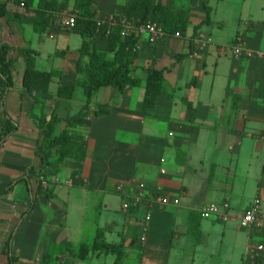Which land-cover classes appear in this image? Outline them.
I'll use <instances>...</instances> for the list:
<instances>
[{
	"label": "crops",
	"instance_id": "0c3cea01",
	"mask_svg": "<svg viewBox=\"0 0 264 264\" xmlns=\"http://www.w3.org/2000/svg\"><path fill=\"white\" fill-rule=\"evenodd\" d=\"M207 1L211 22L196 32L195 26L207 19L204 0L187 2L191 12L185 34L158 40L139 36L131 71L139 84L123 91L101 87L93 94L89 114L68 125L66 119L79 114L86 95L80 84L72 99L59 98L57 90L83 80L77 71L86 59L80 51L82 35L64 28L58 18L37 30L33 20L39 0H0L7 2L9 10L7 16H0V44L13 46L14 57V85L4 99L0 86V133L8 117L17 123L16 130L0 143V190L29 167L41 166L39 125L51 118L53 110L61 117L55 133L67 130L86 145L84 159L67 156L60 162L55 148L44 174L36 173L30 181L21 180L0 194V264H9V256L13 264H61L81 244L92 245L98 229H104L107 241L124 244L126 255L120 262H115L114 254H106L113 255L114 264H170L173 256H181L185 244L194 245L196 251L208 243L207 234L215 225L206 219L225 224L220 237L228 233L231 243L239 244L242 264L248 246L264 242V226L251 235L247 229L244 235L241 227L242 216L256 199L264 222V159L259 181L248 197L238 204L235 192L242 164L245 172L255 153L264 157V0ZM75 2L59 0L62 13L75 11ZM126 3L97 0L99 19L123 14ZM227 27H231L230 37L224 38ZM199 32L211 36L205 50L196 47ZM233 42H241L253 55L237 57ZM106 47L107 40H101L99 49ZM23 48L31 50L37 70L52 74L48 92L24 86ZM179 55L183 57L178 59ZM154 68L164 71L163 93L153 106L144 108L146 80ZM97 107L105 112L91 117ZM206 149L212 154L207 175L195 165L203 162ZM79 166L81 171L76 172ZM221 166L225 187L217 188ZM42 177L48 180L47 186L41 184ZM213 187L222 193L213 202L230 203L226 221L201 212L212 203L207 196ZM140 189L145 195L142 201L125 209V201L134 200L132 194ZM169 195L178 196L180 205L167 207L156 201ZM147 211H151L150 220H146ZM194 231L200 234L199 240L195 241ZM90 255L76 264L88 262ZM185 260L194 264L195 252L190 251ZM260 261L264 263V253Z\"/></svg>",
	"mask_w": 264,
	"mask_h": 264
},
{
	"label": "trees",
	"instance_id": "16d2710c",
	"mask_svg": "<svg viewBox=\"0 0 264 264\" xmlns=\"http://www.w3.org/2000/svg\"><path fill=\"white\" fill-rule=\"evenodd\" d=\"M97 0H76L75 9L77 10L76 25L72 31L78 32L83 37L81 46L82 56L86 59L77 66L79 74L83 75V80L77 83H68L60 85L57 90V96L63 99H72L76 92L77 84H80L85 92L86 101L78 115L72 119H66L68 125H73L85 118L89 114V107L93 94L103 86L118 87L123 91L127 87H134L140 80L132 76V64L138 57L137 42L139 36L131 31L128 35H123V27L120 23L111 24L105 22L99 24L98 11L96 8ZM59 0H39L38 8L34 17V26L37 30H42L47 25L55 22L54 13L60 8ZM207 19L195 26V32L204 23L211 22V7L207 0H204ZM52 12H54L52 14ZM190 6L171 8L166 6L161 0L154 3V0H127L123 14L118 15V21L122 18L137 19L139 23L154 20L160 24L165 35L185 34L189 27ZM9 13L7 2H0V16H7ZM106 38L107 47L105 51L99 49V41ZM13 46L8 43L0 44V86L1 98L4 99L8 91L14 85L13 79ZM20 55H23L27 68L24 76V86L32 91L41 89L48 92L49 84L52 79L50 72H42L35 68L31 50L29 48L20 49ZM183 57L179 55L178 59ZM84 71H87L84 74ZM164 71L160 69H151L146 80V93L144 98V108L155 104L158 95L163 93ZM105 109H100L95 114L104 113ZM61 119L58 113L53 110L51 118L45 119L40 123V138L37 144V154L41 158V166L36 169L29 167L27 172L19 179L13 181L0 194L10 191L17 182L21 180L30 181V178L36 173L44 174V167L51 163L50 154L57 148L58 161H62L67 156H75L84 159L86 154V145L77 139L72 138L67 130L60 134L55 133L56 123ZM17 123L11 117H8L0 133V143L5 142L16 130ZM58 146V147H57ZM42 190L40 184L37 188ZM10 251L9 244L7 245ZM103 252L104 254H114L115 262H120L126 255V249L123 243H112L106 240L104 229H98L96 238L91 245L81 244L77 251L72 252V256L64 259L61 264H76L77 260H86L89 254ZM9 264H13V256H9Z\"/></svg>",
	"mask_w": 264,
	"mask_h": 264
},
{
	"label": "rangeland",
	"instance_id": "374dc122",
	"mask_svg": "<svg viewBox=\"0 0 264 264\" xmlns=\"http://www.w3.org/2000/svg\"><path fill=\"white\" fill-rule=\"evenodd\" d=\"M158 0H154V3L157 2ZM166 6L171 7V8H180V7H186L187 2L189 0H161ZM60 13V15H59ZM57 16L55 17L56 19L58 18V23H61L63 17L65 15H77V10L75 9V11H70L68 12V14H64L62 13L61 9L59 8L57 10ZM118 15L120 14H113V15H108L107 17H105L104 19H100L99 20V24H104L105 22H110L111 24H116L114 22L111 21L110 17L114 16L116 19L118 17ZM137 20V19H136ZM158 22H160V26L163 25V23L161 21L158 20ZM162 27V26H161ZM231 27H227L226 30L224 31L225 37L227 38L229 35V30ZM163 30V29H162ZM164 31V30H163ZM166 36V35H164ZM164 36H162L161 38H163ZM230 37V36H229ZM159 38V39H161ZM106 39V38H101V40ZM101 40L99 41V43L101 42ZM237 42H233L231 46L236 45ZM99 45V44H98ZM230 46V44H229ZM250 52V51H249ZM253 52V51H251ZM252 56L253 54H247L246 52H243L242 54H240L239 58L241 57H246V56ZM100 109H105V108H101V107H97L94 111H93V115L91 117H99L101 116L103 113L100 114H95V112L97 113L98 110ZM76 139V138H75ZM75 157V156H74ZM78 158V157H75ZM79 159V158H78ZM203 162L201 161H197V159H195L196 162V167L201 169L206 175L207 173L210 172L211 170V165H212V154L210 149H206V153L203 155L202 157ZM264 159L263 156H257L256 153L253 155V157H251L249 160H251L250 165L249 162L247 161V165L245 166V168L249 171V176H248V171L246 170L245 172L242 171L243 169V164H242V168H239V176H238V180L236 181V183L238 182L239 186H237V189L235 190V192L238 194L236 196V201H238V204H240V202L242 200H245L246 197H248V195L253 191V188H255V186L257 185V182L259 181V176H260V172L262 169V160ZM222 167H219V180L216 182L217 188H223L225 187V178H223V172H222ZM79 169H77L76 172L81 171V167H78ZM225 170H227V168L224 167ZM162 172H166L165 169L162 170ZM75 176V175H74ZM243 176V178H242ZM222 177V178H220ZM72 182H74V179H72ZM214 189V187L212 188V193H210L207 196V201L209 202H213L215 200H217L222 193L218 191V189ZM239 192V193H238ZM170 198V203L167 205V207H177L180 205L181 203V199L178 196H168ZM122 213V212H121ZM147 213H149V211H147ZM133 214V213H132ZM206 222H209L213 225H215V228L213 229L214 231H209L207 234L208 237V243L207 244H203V246L199 245L198 248L195 251V247L194 245H184V251L180 252L181 256V260L179 259L180 257H176L173 256L171 258V263L170 264H180V262H186V260L184 261L185 255L188 256L190 255V251L191 252H195V256H196V260L194 264H242V258L241 255H239L238 253V249L240 248L239 244H233L231 243V237L230 234H226L225 236L222 237L221 239V232L222 230H224L225 224L223 222H212V219H206ZM195 229V228H194ZM243 234L246 235L245 231L246 229L243 228ZM242 231L240 232V234H242ZM195 232V231H194ZM210 234V235H209ZM239 234V236H240ZM195 236V241L199 240L200 238V234H196V232L194 233ZM146 236L144 235L142 237V240L145 241ZM233 241H237L239 242V238H237V240L233 237ZM256 241H258L256 239ZM92 246V245H91ZM212 253V255L210 254ZM185 254V255H184ZM128 262L129 259H128ZM84 264H114L113 263V255H106L103 252H95L92 253L87 261H84Z\"/></svg>",
	"mask_w": 264,
	"mask_h": 264
},
{
	"label": "built area",
	"instance_id": "2783aa9c",
	"mask_svg": "<svg viewBox=\"0 0 264 264\" xmlns=\"http://www.w3.org/2000/svg\"><path fill=\"white\" fill-rule=\"evenodd\" d=\"M111 21L114 23H120L123 27L122 34L128 35L131 31H134L138 36L149 35L153 40H158L165 35L162 27L154 20H149L148 22L139 23L136 19H129L122 17L119 21L114 16L110 17ZM61 25L66 29H72L76 25V16L74 15H65L61 21ZM177 36H181L179 32L176 33ZM196 47L200 50H205L211 43V36L205 32H199L195 38ZM243 52L251 54L249 50L245 49L243 44L237 43L234 46V54L239 56ZM41 184L43 186L48 185V180L44 177L41 178ZM141 188L144 187L142 183ZM118 189L122 190L123 186H118ZM134 200L125 201L124 208L130 209L133 205H137L144 198L143 189H140L137 192H134ZM131 195V197H132ZM161 205H168L170 203V198L168 196H159L156 198ZM230 203L225 201L222 203L212 202L205 206L201 212L205 217L218 216L223 220H228L230 218ZM151 219V211L147 213L146 220ZM264 226V222L261 219V210H260V200L256 199L250 208L244 213L241 218V227L247 229L251 233L258 228ZM264 253V242H258L250 244L246 249L243 255V264H264L260 261Z\"/></svg>",
	"mask_w": 264,
	"mask_h": 264
}]
</instances>
